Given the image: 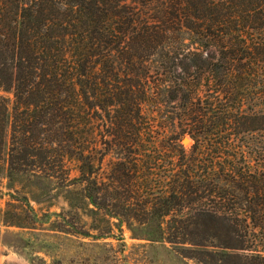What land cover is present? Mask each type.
Instances as JSON below:
<instances>
[{
	"label": "trees",
	"instance_id": "obj_1",
	"mask_svg": "<svg viewBox=\"0 0 264 264\" xmlns=\"http://www.w3.org/2000/svg\"><path fill=\"white\" fill-rule=\"evenodd\" d=\"M8 1L10 182L36 177L74 192L79 202L64 197L78 208L132 199L112 216L154 225L194 264H264V0H142L159 4L153 22L125 0H20L14 24Z\"/></svg>",
	"mask_w": 264,
	"mask_h": 264
},
{
	"label": "rangeland",
	"instance_id": "obj_2",
	"mask_svg": "<svg viewBox=\"0 0 264 264\" xmlns=\"http://www.w3.org/2000/svg\"><path fill=\"white\" fill-rule=\"evenodd\" d=\"M125 4L139 22H153L159 8L158 3L142 0H125ZM4 8L6 18L14 24L19 17L20 0L5 2ZM242 34L249 36L246 32ZM3 94L8 98V110L0 154V264H194L174 254L173 245L155 233L154 225L127 222L112 216L116 212L114 204L123 202L126 205L133 202L132 199L106 197L109 206L95 207L86 203L78 208L71 206L64 197L68 194L73 202H79L74 192L54 189L52 184L36 177L19 174L10 182L14 95L12 92ZM245 106L250 107L249 104ZM185 138L186 142L181 143L189 150L192 139L188 135ZM114 161L115 157L109 154L100 166L98 180L102 188L111 182L109 176ZM70 166L75 176L74 163ZM76 188L71 187V191ZM158 191L154 185V189L145 188L141 194H157ZM140 200L144 199L140 197ZM57 226L65 231H59Z\"/></svg>",
	"mask_w": 264,
	"mask_h": 264
},
{
	"label": "water",
	"instance_id": "obj_3",
	"mask_svg": "<svg viewBox=\"0 0 264 264\" xmlns=\"http://www.w3.org/2000/svg\"><path fill=\"white\" fill-rule=\"evenodd\" d=\"M182 141L185 142V139H183Z\"/></svg>",
	"mask_w": 264,
	"mask_h": 264
},
{
	"label": "bare ground",
	"instance_id": "obj_4",
	"mask_svg": "<svg viewBox=\"0 0 264 264\" xmlns=\"http://www.w3.org/2000/svg\"><path fill=\"white\" fill-rule=\"evenodd\" d=\"M185 142H186V138H185Z\"/></svg>",
	"mask_w": 264,
	"mask_h": 264
}]
</instances>
